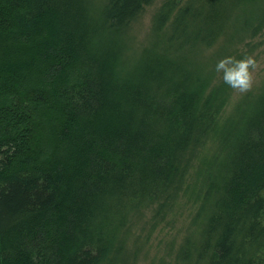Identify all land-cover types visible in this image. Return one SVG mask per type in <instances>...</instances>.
I'll return each mask as SVG.
<instances>
[{
    "label": "trees",
    "instance_id": "16d2710c",
    "mask_svg": "<svg viewBox=\"0 0 264 264\" xmlns=\"http://www.w3.org/2000/svg\"><path fill=\"white\" fill-rule=\"evenodd\" d=\"M153 2L0 0V264H130L131 221L180 198L159 264H264V81L224 116L215 71L264 0H165L134 50Z\"/></svg>",
    "mask_w": 264,
    "mask_h": 264
},
{
    "label": "rangeland",
    "instance_id": "374dc122",
    "mask_svg": "<svg viewBox=\"0 0 264 264\" xmlns=\"http://www.w3.org/2000/svg\"><path fill=\"white\" fill-rule=\"evenodd\" d=\"M163 1L165 0H154L153 4L145 6L142 14L128 26L129 33L133 36L134 50L145 46L151 34L154 14ZM248 43L250 46L244 48L242 45L241 49L244 48L247 51L251 49L252 52L248 57L251 56L256 61V68L252 71L253 85L250 90L256 92L264 81V33ZM230 57L238 60L235 55ZM248 92L241 93L233 90L224 116L229 115L239 100ZM179 201L180 205L176 206L174 210L166 209L164 211V217L158 224L153 208L144 211L131 221L127 237L128 243L126 244L127 253L132 254L130 264H159L162 259H167V262L172 261L196 212V208L188 203L187 199L180 198ZM171 252L172 255H170Z\"/></svg>",
    "mask_w": 264,
    "mask_h": 264
},
{
    "label": "clouds",
    "instance_id": "9594fccd",
    "mask_svg": "<svg viewBox=\"0 0 264 264\" xmlns=\"http://www.w3.org/2000/svg\"><path fill=\"white\" fill-rule=\"evenodd\" d=\"M256 68V61L251 57L236 60L225 57L217 62L215 71L222 73L225 84L241 93L251 90L253 85L252 71Z\"/></svg>",
    "mask_w": 264,
    "mask_h": 264
}]
</instances>
